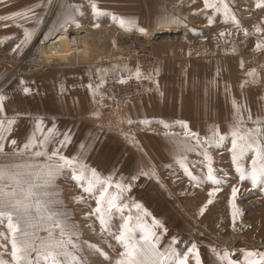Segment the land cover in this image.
<instances>
[{
  "label": "rangeland",
  "instance_id": "obj_1",
  "mask_svg": "<svg viewBox=\"0 0 264 264\" xmlns=\"http://www.w3.org/2000/svg\"><path fill=\"white\" fill-rule=\"evenodd\" d=\"M95 2L104 9L106 15L94 21L89 19L88 13L82 12L75 16L76 18L68 12L64 14L65 22L77 20L71 24L82 22L83 25H100L91 36L85 29L87 38L79 53V62H74L72 55L65 62L57 59L51 63H46L48 60H31L32 54L39 52L36 44L39 37L43 38L42 32L22 57L12 63L10 70L29 72L52 66L84 68L89 72L88 85L91 84L90 78H97L100 82L101 78L104 81L118 80L126 72L123 71L126 67L118 60L122 50L138 43L156 57L155 68L148 76L149 80L156 78L161 80L162 86L159 87L156 80L157 86L161 89L159 93L152 90L144 93L138 100L120 102L110 109L101 107L92 88L87 86L94 104L88 115L72 119V124L63 133H67L71 140L66 147L60 148L61 154L69 158L77 156L90 167L96 168L103 177L112 175L113 185L116 182L125 186L131 184L130 190L123 193V202L129 205L124 212L126 215H133L134 218L138 215L142 216V212L133 206L134 203L142 204L150 213V216L144 217L147 223L151 226L155 218L163 225V228L154 229L161 234V245H167L175 237L179 243L174 247L179 251H186L192 243H195L201 264H251L252 261H264V192L259 190V186L257 189L247 191L251 188V183L247 180L240 182L229 151L232 126L236 119L233 101L241 107L245 121L248 117V111H244L245 107L250 110L253 119L264 117V49L257 50L255 47L258 42H264V31L260 33L255 31L256 26L264 29V11L255 7V0H228L239 20L238 29L231 21L225 22L222 14L204 9L203 0H195V2L193 0H95ZM54 5L53 1L49 8L50 15L53 14ZM122 13L125 19L134 18L136 26L131 31L116 32L115 36H113L115 32L113 26L105 32L104 25L111 27L114 22L112 16L119 18ZM160 16H171L180 22L159 27L156 21ZM210 16L213 18L212 24L208 23ZM58 20L57 25L62 23L63 17L59 16ZM71 24L68 27H71ZM68 27L65 28L77 31L85 26ZM138 28L146 29V34L139 32ZM244 30H247L249 35L245 36ZM221 32L225 35L221 36ZM114 41L116 49L113 55L108 57L105 53L106 48ZM168 43L172 46L175 55L168 59L170 66L166 63L165 67L158 69V58L153 46ZM84 49L87 57L82 59L85 56L82 54ZM102 56L108 58L101 59ZM241 62L243 68L240 67ZM77 64L78 67L75 66ZM169 68L172 70L168 71ZM97 69H107L108 72L105 75L103 72L98 73ZM253 69L256 71V76H248L247 73ZM157 70H159L158 74ZM174 79L178 81V87L173 86L176 82ZM253 80L257 82L254 83ZM241 85L244 87L242 88ZM161 91L166 94L167 104L175 106L172 109L167 106V111L166 107L158 111L164 118L170 116L173 120L179 116L182 121V119L187 120L186 118L189 117L186 116L193 113L200 116L215 115L216 122H212L209 131H198L197 124L188 121L196 126L187 130L197 133L202 141L205 137L211 136V128L214 125L218 128L223 125L225 127L224 130H219L225 137L224 141L219 147L208 148V151L214 158L216 175L226 183L219 186L222 190L216 194L214 203L209 205L204 215H200L199 210L207 203L208 191L214 185L206 183L200 187L194 186L180 164L181 156H186L189 170L193 175L202 178L207 168L204 166L206 161L199 154L201 149L198 148L195 152L178 151L171 136L179 134V138H183L185 129L172 125L168 129H163L161 125L144 122L142 118L144 116H140L139 110L134 109L144 97L158 96ZM169 100L172 102L169 103ZM179 105L180 111L176 108ZM192 109L194 111H191ZM204 116L200 117L202 122ZM246 127H254V125L247 121ZM199 128L206 129L203 126ZM194 129L196 132L193 131ZM63 134L59 141L63 140ZM81 143L85 144V150L79 148ZM190 143L195 145L194 140ZM88 145L92 146L91 149H88ZM59 147L57 142L54 148ZM142 171L149 175H140ZM134 176L137 178L132 180ZM56 183L62 190L61 198L73 214L75 222L80 225L83 233L81 239L96 245L114 261L122 249L116 248L113 251L109 248L108 244L115 246L116 241L106 233L100 234L99 221L94 216L90 219L85 218V214L96 207L95 199L84 193L71 180L69 170H65ZM234 185L240 188L238 203L245 213L242 222L238 221L235 231L232 228L228 203ZM110 191L115 192L117 189L113 187ZM78 196L84 197L83 202H75L74 197ZM121 222L117 215L113 221L116 227H113L112 231H117ZM87 225H92L95 233ZM249 225L250 227H247ZM164 229L167 231L165 232ZM0 233L7 234L6 222L0 225ZM0 242L7 243V241ZM8 247L10 251V244ZM84 255L89 258L90 264H109V261L99 253L93 254L86 245ZM4 258L10 259L7 255ZM189 264H196L193 254H190Z\"/></svg>",
  "mask_w": 264,
  "mask_h": 264
},
{
  "label": "snow or ice",
  "instance_id": "obj_2",
  "mask_svg": "<svg viewBox=\"0 0 264 264\" xmlns=\"http://www.w3.org/2000/svg\"><path fill=\"white\" fill-rule=\"evenodd\" d=\"M195 2V0H193ZM5 0H0L4 4ZM93 14L99 18L106 15L98 6L95 0H90ZM204 9H211L214 13L222 14L225 22L231 21L236 28H240L239 20L232 11L228 0H203ZM255 7L264 11V0H255ZM79 7L75 11L79 12ZM16 11L10 15H0V21H15L17 18H27L28 12ZM203 11V10H202ZM71 15V13H70ZM114 21L118 20L119 26L126 31H131L136 26L134 18L125 19L123 17L112 16ZM180 21L171 16H160L156 24L159 27H165ZM208 23H213V18L208 17ZM8 26L7 24L5 25ZM94 28H99V24H94ZM142 34H146V29H137ZM255 31L260 33L264 31L256 26ZM221 36L225 33L221 32ZM244 35H249L244 30ZM33 33L25 31L24 38L13 48V52L22 50V46H27L32 40ZM50 39V37H46ZM115 43V42H113ZM59 45H49V51H58ZM256 49H264V42H258ZM243 62L240 67L243 68ZM116 71V69H113ZM123 71L131 72L130 69ZM98 73L107 74V69H97ZM158 74V70H157ZM137 79L141 73L139 68L132 73ZM250 77L256 76V71L247 73ZM120 83H125L121 78ZM253 82H257L253 80ZM23 83V81H21ZM104 83L101 78L102 86ZM88 87L91 89L92 85ZM243 88L244 85H241ZM63 91V88L61 89ZM25 94L30 89H22ZM6 96L0 94V225L6 222L7 234L0 233V264H90L88 257L84 255V246L86 245L93 254L99 253L109 264H189L190 254L195 256L196 264H201L197 246L192 243L186 251L177 250L175 245L178 241L175 237L167 245H161V234L154 229L163 228L159 220L153 218L151 226L144 217L150 216V213L143 208L140 203H134V207L142 212V216L135 218L131 214H125L124 209L129 205L123 202V193L130 190L131 184L125 186L120 182L113 185V176L103 177L96 168H92L77 156L71 158L61 154L60 148L66 147L71 137L65 133L63 140L58 141L60 147L48 151V145L53 142L55 125L47 129V134L42 128L43 120L36 119L35 130L24 138L22 146L18 144L17 139L11 138L16 129L17 120L21 113L15 112L9 116L5 108ZM235 109V122L231 131V152L232 164L239 174L240 182L250 181L251 188L247 191L257 189L264 192V117L253 119L250 110L248 111L247 121H250L254 127H246L241 107L233 101ZM30 115V114H29ZM183 132V138L179 134H172L171 139L176 144L180 152H195L201 149L199 154L206 161L207 172L201 178L193 175L186 163V156H181L180 164L184 169L185 175L194 186L200 187L203 184L211 183L214 185L208 191L207 203L204 204L199 214L204 215L205 211L214 203V198L222 189L219 187L226 183L224 179L216 175L214 168V158L210 155L208 148L219 147L225 137L220 134L218 127L211 128V136L205 137L202 141L197 133L189 132L187 125L178 122ZM165 127H170L165 124ZM41 133L37 136L36 133ZM195 141V145L190 143ZM10 144L11 151H6V145ZM206 146V147H205ZM88 145V149H91ZM81 150H85V144L79 145ZM251 153V155H249ZM8 158V159H3ZM247 165V166H246ZM195 167V165H193ZM65 170L70 171V178L80 187L84 193L95 199L96 207L85 214L86 219L93 216L99 221L100 234H107L116 241V245L108 244L113 251L116 248L122 249L114 259L109 257L96 245L82 240L83 235L80 225L75 222L73 214L69 211L62 197V190L57 186V179ZM140 175H149L141 172ZM154 175V173H153ZM137 177H132L135 180ZM115 187L117 191H110ZM240 188L232 186L229 198V208L233 231L237 228L238 221L242 222L244 209L238 203ZM75 202L81 203L83 196L74 197ZM119 216L122 221L117 231H112L113 221ZM95 233L92 225H87ZM247 227H250L247 226ZM166 232L167 230L164 229ZM107 243V239L105 240ZM10 244V251L8 245ZM5 255L10 259H5ZM251 264H264V261H252Z\"/></svg>",
  "mask_w": 264,
  "mask_h": 264
},
{
  "label": "crops",
  "instance_id": "obj_3",
  "mask_svg": "<svg viewBox=\"0 0 264 264\" xmlns=\"http://www.w3.org/2000/svg\"><path fill=\"white\" fill-rule=\"evenodd\" d=\"M53 1L55 5L52 9L53 14L51 13L50 15L49 8L53 4ZM97 6L102 11L104 10L98 3ZM75 7H79V12L75 11ZM28 9H31V11L28 12L26 19L17 18L15 21H0V94L7 97L5 100V108L9 116L13 115L14 111L21 113V116L17 120V125L14 126L18 130H15L11 135V138L17 139L18 144L21 146L24 138L35 130L36 119L43 120L42 128L45 134H47V129L55 125L53 142L48 145V151L51 152L54 149V145L59 141L60 136L66 132L67 127L72 124V119L86 116L92 109L94 101L90 92L87 90V74L89 72L84 68H63L58 66H52L51 68L41 67L29 72H20L21 70L17 69L18 72H15L10 70L12 63L18 61L22 57L42 32L43 38H39L45 43H49L64 30H67L65 27H68L71 22L77 21L72 19V21L65 22V12L71 13L74 18L82 14V12L88 13L89 19L92 21L96 20L97 17L92 12L90 0H5L4 4H0V15H10L16 11H25ZM64 9H66V11H64ZM59 16L63 17L62 23H59V25L61 24L60 26L57 25ZM121 17L124 18L123 13ZM6 24L8 25L7 27L5 26ZM78 26H85L82 28L87 29L90 36L96 32V28L92 27L93 25L90 24L83 25L82 22L71 24V27L78 28ZM104 26L105 32L109 28H112V26L115 28L113 36L116 35V32L120 33L121 31H125V29L119 26L118 20L114 21L111 27ZM25 31L33 33L31 42L27 44V46H22V50L13 52V48L24 38ZM110 32L109 30V33ZM46 37H50V39H46ZM115 49L116 45L110 43L105 53L108 57H111ZM153 51H155L158 58V69L165 67L166 63L168 66L171 65L168 59L172 57V55H175V52L172 51V46L169 45V43L153 46ZM82 54L85 55L82 59H85L87 57L85 49ZM107 56H102L101 59H105ZM60 61L65 62L66 60ZM75 66L78 67L79 65L77 64ZM14 70H16V68H14ZM171 70V68L168 69V71ZM156 80L158 79L156 78ZM174 80L176 81V79ZM21 81H23V83H21ZM160 81L158 80L159 87L162 86ZM173 86L178 87V81L174 82ZM25 87L30 89L28 94L22 91ZM62 88L63 91L61 90ZM168 102L171 103L172 101L169 100ZM167 106L171 109L175 107L172 104H167L166 94L164 91H161L158 96L150 95L144 97L143 100L135 105L134 109L139 110L140 116H144L142 117L144 122H152L155 123L154 125H161L163 129H168V127H165V124L181 128L178 122H183L187 125V129L189 127L190 129L195 128L196 125L194 124H197L196 130L209 131L212 122H216L214 114L211 116H204V114H201L204 116L203 122L200 119L202 116L196 113L187 115L186 117L189 118H186L187 120L182 119V121L179 116L175 117L173 120L170 119L172 118L170 116L164 118L162 113L159 115V112L160 109L164 107L167 108ZM130 107L133 109L132 106ZM176 108H178L179 111L181 110L180 105ZM183 111H181L182 114H184ZM191 111H194V109ZM189 120L195 123H190L188 122ZM201 126L206 129H200L199 127ZM223 126H219L218 129L224 130L225 127ZM193 131H195V129ZM36 135L40 136L41 133L37 132ZM11 147L12 146L8 144L5 150L10 152Z\"/></svg>",
  "mask_w": 264,
  "mask_h": 264
},
{
  "label": "built area",
  "instance_id": "obj_4",
  "mask_svg": "<svg viewBox=\"0 0 264 264\" xmlns=\"http://www.w3.org/2000/svg\"><path fill=\"white\" fill-rule=\"evenodd\" d=\"M83 34L80 33L81 36ZM155 58L152 52H148L138 43H134L127 49L124 48L118 60L122 66L131 70V72L126 71L122 77L125 79V83H120V78L118 80L104 81L102 86L97 87L101 82L97 78H90L92 91L98 104L101 107L110 109L116 107L120 102L138 100L144 93L155 90L157 82L154 79L149 80L148 76L151 70L155 68ZM137 68H139L141 73L139 79L132 75ZM155 91L157 92V90Z\"/></svg>",
  "mask_w": 264,
  "mask_h": 264
},
{
  "label": "bare ground",
  "instance_id": "obj_5",
  "mask_svg": "<svg viewBox=\"0 0 264 264\" xmlns=\"http://www.w3.org/2000/svg\"><path fill=\"white\" fill-rule=\"evenodd\" d=\"M81 31V32H80ZM80 33H84L83 36ZM87 32L85 29H78L77 31L73 30H64L59 36L53 38L49 43H45L40 38H38V46L39 52L36 54L33 53L31 60H48L46 63H51L54 60H68V58L72 55L75 59L74 62H78V58L80 56V52L83 49L84 42L87 37ZM49 45H59L58 51H49ZM41 52V53H40ZM155 90L156 93H159V87L156 85ZM239 254V253H238ZM237 255V252L235 253Z\"/></svg>",
  "mask_w": 264,
  "mask_h": 264
}]
</instances>
